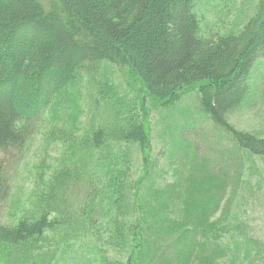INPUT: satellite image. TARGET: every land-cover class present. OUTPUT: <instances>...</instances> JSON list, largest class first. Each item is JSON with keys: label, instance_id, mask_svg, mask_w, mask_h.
Instances as JSON below:
<instances>
[{"label": "trees", "instance_id": "1", "mask_svg": "<svg viewBox=\"0 0 264 264\" xmlns=\"http://www.w3.org/2000/svg\"><path fill=\"white\" fill-rule=\"evenodd\" d=\"M197 1L55 0L46 7L40 0H0V246L7 248L2 264H42L34 261L39 256L30 249L32 243L58 226H69V234L79 232L82 221L100 215L105 196L109 202L115 199L117 214L128 213L125 217L135 224L130 230L139 228L149 236L141 239L127 264H160L176 248L180 253L163 264H188L214 248L223 255L226 248L217 243V232L236 231L246 238L247 227L238 215L231 217L230 205L240 189L244 195L264 189V172L255 184L250 178L242 180L247 163L255 174L253 160L264 162V140L237 132L227 117L253 107L259 92L264 93V0L240 33L216 40L199 37ZM107 65L136 76L163 106L178 102L189 89L197 90L204 113L224 135L219 162L180 138L185 154L176 186L181 195L173 206L168 200L163 205L176 214L169 223L152 218L151 208L144 209L150 199L160 202L146 174L144 183L139 179L134 188L122 184L104 193L96 184L100 178L117 185L122 179L118 161L125 158L120 153L123 143L137 146L143 164L150 147L142 124L118 116L105 88L98 89L96 80ZM253 80L262 81L255 86ZM85 81L92 103L102 99L108 114L100 126L73 137L79 131L82 109L77 98ZM44 124H50L44 143L60 141L66 147L60 168L47 185L43 173L37 176L44 189L35 208L26 210L15 225H6L1 216L10 205L13 172ZM78 193L81 199L74 205L71 195ZM138 207L153 221H137ZM245 242L257 252L261 248Z\"/></svg>", "mask_w": 264, "mask_h": 264}, {"label": "rangeland", "instance_id": "2", "mask_svg": "<svg viewBox=\"0 0 264 264\" xmlns=\"http://www.w3.org/2000/svg\"><path fill=\"white\" fill-rule=\"evenodd\" d=\"M40 1L46 7L52 2L55 3V0ZM259 2L260 0H198L194 13L198 22L199 37L204 40H216L229 34L240 33L254 16ZM101 74L103 76L96 80L98 89L105 88V97L115 102L118 116L131 118L142 124L149 137L150 147L145 152L148 163L143 164L142 152L137 146L123 143L120 153L122 152L125 158L118 161L120 169H123L122 179L118 185L104 178L97 180L96 184L103 188L104 193L112 192L115 186L119 187L122 184L134 188L139 179L144 183L142 176L146 174L149 182L152 183L151 192L160 193V202L155 203L150 199L143 203L144 209L151 208L154 212L152 218L156 217L169 223L171 217L176 218V214L173 209L163 208V205L168 200V206H173L174 201L181 195L176 186L178 171L185 154L182 142L180 143L181 139L188 145H197L202 155L205 153L207 157H213L219 162L220 158L217 156L225 147L224 135H220L204 113L201 95L195 89H189L171 106H163V103L155 101L142 82L126 69L120 70L107 65L104 66ZM261 81L255 83L253 80L252 83L256 86L261 84ZM262 85L264 87L263 81ZM99 98L101 99L97 96V99ZM77 101L82 112L79 115V131L74 132L73 137L81 136L85 131L91 130L92 126H100L103 117L108 114L106 109L103 110L102 99L100 103H92L86 81L80 87ZM227 123L237 132L251 134L264 140V93L259 92L257 103L253 107L250 106L228 116ZM188 127L191 130L187 129V131H192L191 133L185 132ZM49 128L50 124H44L42 133L27 147L21 165L13 172L10 205L2 211L1 216L2 222L6 225H15L26 210L35 208L36 196L44 189L37 184V176L43 173L44 183L47 185L60 168L59 161L65 154L66 147L60 141L44 143V134H48ZM253 161L255 174L251 172V164L247 163L248 171L244 172L242 180L248 181L250 178L255 184V181H259L260 172H264V162L259 158ZM230 184L232 185V182ZM146 185L147 183L143 184L141 189ZM170 186H173L172 190L168 188ZM71 196L74 205L81 199L79 193ZM236 196L237 198L230 205V213L232 218L238 215L247 227L246 238L239 236L236 231L217 232L220 238L217 243L222 245V248H226L221 252L223 255L217 253V249L214 248L210 250L211 253L197 255L188 264H264V189L261 192H250L248 195H244V190L240 189ZM239 196L242 198H238ZM243 197L246 198L245 201ZM105 198L107 201L103 204L100 215L96 217L92 215L90 220L82 221L79 232L69 234V230L67 231L69 226H58L53 230H47L41 239L32 243L30 249L39 256L38 259L34 258V261H40L42 264H105V262L127 264L131 252L138 248L141 239L149 236L138 226L135 232L130 230L135 224L127 216L125 217L128 213L117 214L115 199L109 202L108 197ZM142 198L140 193L138 200L141 202ZM144 209L137 208L134 215L138 218L137 221L150 219L152 222V218L143 213ZM216 218L220 219L219 214ZM245 240L259 243L260 250L257 252ZM238 243L241 246H238ZM176 249L167 253L168 260L174 259L175 253H180L181 249ZM6 251L7 248L0 246V264Z\"/></svg>", "mask_w": 264, "mask_h": 264}]
</instances>
